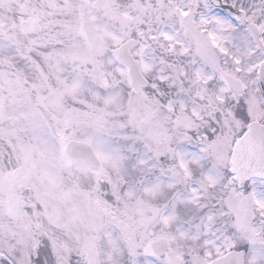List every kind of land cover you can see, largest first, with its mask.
<instances>
[{
    "label": "snow or ice",
    "instance_id": "snow-or-ice-1",
    "mask_svg": "<svg viewBox=\"0 0 264 264\" xmlns=\"http://www.w3.org/2000/svg\"><path fill=\"white\" fill-rule=\"evenodd\" d=\"M0 264H264V0H0Z\"/></svg>",
    "mask_w": 264,
    "mask_h": 264
}]
</instances>
